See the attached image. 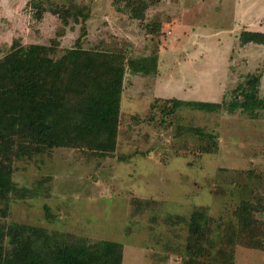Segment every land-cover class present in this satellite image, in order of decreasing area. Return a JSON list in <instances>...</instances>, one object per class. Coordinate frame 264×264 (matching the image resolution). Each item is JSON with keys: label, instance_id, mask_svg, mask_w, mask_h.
<instances>
[{"label": "rangeland", "instance_id": "1", "mask_svg": "<svg viewBox=\"0 0 264 264\" xmlns=\"http://www.w3.org/2000/svg\"><path fill=\"white\" fill-rule=\"evenodd\" d=\"M71 2L87 15L84 49L112 36L126 41L130 57H137L148 55L157 42V70L146 77L126 72L111 157L84 162L70 149H54L49 158L16 164L14 184L36 188L38 195L12 202L7 220L119 242L122 264H179L175 253L183 249L186 230L182 224L165 225L166 215L187 217L204 208L219 222L231 217L239 200L264 208V112L251 120L238 111L181 107L164 117L149 106L155 98L228 101L248 73L260 75L263 95L264 47L240 46L237 36L243 30L264 33V0H157L141 20L129 18L112 0H0V57L14 39L21 45L56 39L58 54L69 48L79 22L70 18L63 25L50 10ZM152 24L160 26L158 37L149 30ZM187 128L214 136L211 153L201 150L204 140ZM181 140L198 150L176 154ZM246 172L252 173L250 179ZM214 186L225 194L214 195ZM130 198L156 204L131 215ZM43 205L52 216L49 221ZM259 217L264 220V213ZM233 264H264V253L238 249Z\"/></svg>", "mask_w": 264, "mask_h": 264}, {"label": "trees", "instance_id": "2", "mask_svg": "<svg viewBox=\"0 0 264 264\" xmlns=\"http://www.w3.org/2000/svg\"><path fill=\"white\" fill-rule=\"evenodd\" d=\"M157 0H112L113 6L141 20L149 5ZM120 6V8H119ZM83 7L69 3L50 10L63 25L68 19L79 22L78 36L69 48L58 54L56 39L47 45H21L11 41L0 57V264H122L123 245L109 240H90L70 233L49 231L23 223L9 222L10 204L35 198L36 188L17 187L12 181L16 164L49 158L54 149H70L91 159L111 157L117 146V133L124 76L146 77L157 70V42L146 56L130 57L129 44L116 37L99 39L83 48L86 37ZM153 37L160 26L152 24ZM62 31L57 33L61 35ZM240 46L264 47V33L240 31ZM259 74H246L220 102L182 101L155 98L150 108L171 117L181 107L204 113L238 111L248 119L264 112V94L259 95ZM163 122V121H159ZM187 133L204 140V153H211L214 136L199 128ZM176 154L193 153L197 146L181 140ZM121 158V156H120ZM246 178L252 176L246 172ZM258 181L257 176H253ZM214 195L225 194L219 187ZM156 204L153 200L130 198L131 215L141 214ZM44 218L51 220L48 207ZM264 208L259 202L239 200L231 217L215 222L204 208L193 209L187 217L168 214L163 223L184 225L183 249L176 251L179 264H233L238 249L264 253ZM169 251V250H168ZM170 253V251H169Z\"/></svg>", "mask_w": 264, "mask_h": 264}]
</instances>
